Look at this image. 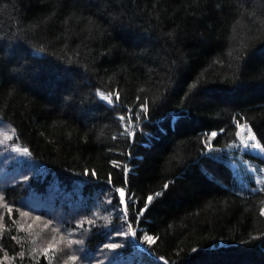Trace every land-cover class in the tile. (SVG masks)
Masks as SVG:
<instances>
[{
	"label": "trees",
	"instance_id": "obj_1",
	"mask_svg": "<svg viewBox=\"0 0 264 264\" xmlns=\"http://www.w3.org/2000/svg\"><path fill=\"white\" fill-rule=\"evenodd\" d=\"M0 118L40 165L2 186L9 256L54 186L28 207L93 217L87 253L128 225L155 242L125 264H264V184L226 151L242 124L264 150V0H0Z\"/></svg>",
	"mask_w": 264,
	"mask_h": 264
},
{
	"label": "rangeland",
	"instance_id": "obj_2",
	"mask_svg": "<svg viewBox=\"0 0 264 264\" xmlns=\"http://www.w3.org/2000/svg\"><path fill=\"white\" fill-rule=\"evenodd\" d=\"M105 96L108 95L101 94L103 99ZM106 101L112 102L111 98ZM125 126L130 130L133 127V122L131 123L127 119ZM5 135H7V139ZM14 136L15 133L12 126L0 118V229L6 213L10 216L14 213L13 206L9 205L3 198L2 186L23 181L28 176L38 175L40 169V165L30 158L27 151H24L25 148L15 142ZM254 145H258V147ZM226 151L230 152L233 156V160L231 161L232 169L237 173L240 183H243L244 188L249 190L261 189L264 184V166L249 162L245 159L244 155L248 152L264 158V150L248 125H240L236 141ZM56 191L57 189L53 186L46 194L48 198H42L40 202H35V200L28 202L38 204L39 206H46L52 203ZM33 196L37 197L39 195ZM122 198H124V195ZM30 203L27 204L31 206ZM28 205L22 204L18 207V215L21 218L19 225L22 231L30 234V241L34 244L33 252L36 255L27 262V255L18 258L12 257L7 254L5 249L0 247V264H125L129 260L120 251L124 250L127 244L138 249L135 250L137 254H143L141 251L146 248L145 244H142L146 240V236H143L139 240L136 238L137 229L127 225L113 234V238L104 247L99 248L98 252L94 253V256L91 252H86V247L82 240V233L84 234V230L94 220L93 217H79L78 221H74L70 217L64 216V214H55L52 211L49 213L34 211ZM75 207L72 205L73 210ZM46 220L48 221L46 222L47 225H43L42 223H45ZM84 223H88L87 226ZM50 229L54 230V232L50 231ZM41 235L44 236L42 237ZM48 235L50 236L49 240H53L52 242H49L45 238ZM64 242L66 246H64ZM76 255L77 258H75ZM89 257L93 259H91L92 262L89 261ZM116 257L119 258L114 260Z\"/></svg>",
	"mask_w": 264,
	"mask_h": 264
},
{
	"label": "bare ground",
	"instance_id": "obj_3",
	"mask_svg": "<svg viewBox=\"0 0 264 264\" xmlns=\"http://www.w3.org/2000/svg\"><path fill=\"white\" fill-rule=\"evenodd\" d=\"M37 217H38V216H37ZM43 217H44V216H43ZM43 217H42V218H43ZM42 218H41V219H42ZM39 219H40V218H39ZM44 219H45V217H44ZM36 221H37V220H36ZM39 221H40V220H39ZM40 222H41V221H40ZM40 222H38V223H40ZM42 222H43V221H42ZM46 222H48V221L46 220L45 223H42V224H43V225H44V224L47 225ZM36 223H37V222H36ZM40 224H41V223H40ZM46 225H45V226H46ZM44 229H45V228H44ZM53 229H54V228H53ZM45 230H46V229H45ZM7 231H8V230H7ZM50 231L54 232V230H51V229H50ZM46 234H47V233H46ZM8 235H9V234H8ZM50 235H51V234H50ZM41 236L43 237L44 235H41ZM15 237H16V235H15ZM15 237H14V239H15ZM17 237H18V236H17ZM17 237H16V238H17ZM49 237H50V236L48 235V236L45 237V238H46L49 242H52L53 240L50 241V240H49ZM19 239H20V238H19ZM51 239H53V238H51ZM54 239H55V238H54ZM64 241H65V240H64ZM16 242H17V241H16ZM55 243H56V242H55ZM62 243H63V242H62ZM102 243H103V242H102ZM104 243H105V242H104ZM64 244H65V242H64ZM100 244H101V243H100ZM101 245H102V244H101ZM62 246H63V245H62ZM64 246H66V244H65ZM88 246H89V245H88ZM99 246H100V245H99ZM99 246H98V247H99ZM98 247L96 246V249H97ZM20 249H21V248H20ZM20 249H19V250H20ZM21 250H22V249H21ZM21 250H20V252H21ZM152 251H153V250H152ZM17 252H18V249H17ZM20 252H19V254H20ZM93 252H94V251H93ZM93 252H92V254H94ZM95 252H96V250H95ZM23 253H24V252H23ZM23 253H22V255H23ZM27 253H28V252H27ZM75 253H76V252H75ZM17 254H18V253H16V255H17ZM72 254H74V253H72ZM76 254H78V253H76ZM92 254H91V256H93ZM14 255H15V254H14ZM16 255H15V256H16ZM12 256H13V255H12ZM15 256H14V257H15ZM94 256H95V254H94ZM94 256H93V257H94ZM163 257H164V256H163ZM64 258H65V257H64ZM64 258H62V259H64ZM66 258H67V257H66ZM75 258H77V255L75 256ZM96 258H97V257H96ZM58 259H59V258H58ZM88 259H90L89 261H91L92 258L89 257ZM97 259H98V258H97ZM60 260H61V258H60ZM64 260H65V259H64ZM76 260H77V259H76ZM92 260H93V259H92ZM91 262H92V261H91ZM131 262H132V261H131ZM169 262H170V261H169ZM105 263H106V262H105ZM171 263H172V262H171ZM74 264H76V263H74ZM100 264H102V263H100ZM103 264H104V263H103Z\"/></svg>",
	"mask_w": 264,
	"mask_h": 264
},
{
	"label": "snow or ice",
	"instance_id": "obj_4",
	"mask_svg": "<svg viewBox=\"0 0 264 264\" xmlns=\"http://www.w3.org/2000/svg\"><path fill=\"white\" fill-rule=\"evenodd\" d=\"M104 99L107 100V99H110V97L105 96ZM146 110H147V108L145 107V111H146ZM215 135H216V133H212V136H215ZM5 138H6V139L8 138L7 135H5ZM253 139H254V137H253ZM254 146L258 147V145H254ZM24 151L26 152L27 150L25 149ZM165 187H166V186H165ZM120 195H121V196L124 195V191H123V189H120ZM157 195H159V193H157ZM152 199H153V197H151V196L147 197L148 202H151ZM133 234H135V233H133ZM145 239H146L149 243H154V242H155L154 238H152V237H145ZM73 259H74V258H73Z\"/></svg>",
	"mask_w": 264,
	"mask_h": 264
}]
</instances>
